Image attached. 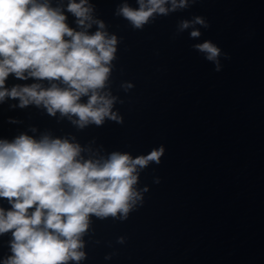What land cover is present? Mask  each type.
<instances>
[{
    "label": "water",
    "instance_id": "95a60500",
    "mask_svg": "<svg viewBox=\"0 0 264 264\" xmlns=\"http://www.w3.org/2000/svg\"><path fill=\"white\" fill-rule=\"evenodd\" d=\"M69 2L50 6L76 30L94 33L102 20L117 37L99 91L114 98L119 118L81 125L77 113L53 114L43 102L21 105L7 95L0 139H67L81 146L82 159L101 162L116 151H164L138 166L139 196L128 213H90L84 257L60 264H264V0H188L175 9L168 0L170 10L142 27L118 11L138 0H89L87 28ZM185 20L193 23L182 27ZM209 40L220 48L216 59L196 47ZM53 82L68 86L13 72L4 87ZM0 207L13 205L0 196ZM13 232L0 233V264L14 255Z\"/></svg>",
    "mask_w": 264,
    "mask_h": 264
},
{
    "label": "clouds",
    "instance_id": "9594fccd",
    "mask_svg": "<svg viewBox=\"0 0 264 264\" xmlns=\"http://www.w3.org/2000/svg\"><path fill=\"white\" fill-rule=\"evenodd\" d=\"M139 7L125 3L118 11L142 27L156 12L167 13L168 0H138ZM188 0H172L171 8ZM68 9L79 23L91 27L89 0H70ZM196 21L203 23L202 17ZM94 33L76 30L67 14L50 6V0H0V100L7 95L21 97V105L43 102L51 113H77L81 125L105 117L119 118L112 111L114 98L100 93L110 72L117 37L104 30V21ZM192 21H183L188 27ZM192 35H200L194 29ZM209 59L220 48L212 41L196 45ZM18 77L49 78L50 87L40 83L4 87L10 73ZM87 102L81 97L89 94ZM163 147L133 157L113 152L109 159L80 157L81 146L67 139L37 140L22 134L14 141L0 139V196L10 199L12 208L0 207V233L14 229V255L4 264H60L80 260L85 253L80 238L88 228L90 213L125 215L139 192L138 166L159 161ZM34 206V207H32Z\"/></svg>",
    "mask_w": 264,
    "mask_h": 264
}]
</instances>
